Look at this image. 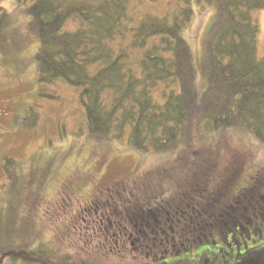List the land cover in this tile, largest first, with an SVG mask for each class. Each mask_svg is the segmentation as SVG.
<instances>
[{"label": "trees", "instance_id": "trees-1", "mask_svg": "<svg viewBox=\"0 0 264 264\" xmlns=\"http://www.w3.org/2000/svg\"><path fill=\"white\" fill-rule=\"evenodd\" d=\"M131 1L31 2L26 10L28 28L39 42L35 54L38 83L44 87L61 82L78 88L89 135L98 140L127 138L138 151L167 152L184 137L191 112L200 115L207 132L242 129L264 145V57L257 53L258 26L252 18L253 12L264 8V0H181L182 8L162 17L147 16L134 25ZM200 1L210 4L214 15L205 33L202 57L194 60L183 30L191 19L193 3ZM7 25L8 14L0 7V49ZM133 61L135 69L130 67ZM156 88H160L161 101L154 95ZM4 165L5 176L13 181L15 165L8 158ZM199 194L208 193L204 189ZM181 199L165 203L160 214L144 210L143 200L133 206L136 212L131 221L144 224L142 216L150 212L149 220L153 214L156 226L170 211L163 223L171 227L173 210ZM116 200V196L107 197L101 201L106 206L94 209L110 211ZM91 206L68 217L63 216L64 208L63 223L55 224L47 245L29 248L24 243L15 245L13 238H7L11 243L6 244L0 238V264H154L138 259L134 245H130L131 258L128 251L124 258L107 254L101 245L92 247V242L87 244L91 249L80 246L66 255L57 252L56 244L62 247L74 241L85 215H96L87 214ZM215 233H190L186 240L205 235L210 242ZM94 240L101 242L99 237ZM157 248L166 251L169 245Z\"/></svg>", "mask_w": 264, "mask_h": 264}, {"label": "rangeland", "instance_id": "rangeland-1", "mask_svg": "<svg viewBox=\"0 0 264 264\" xmlns=\"http://www.w3.org/2000/svg\"><path fill=\"white\" fill-rule=\"evenodd\" d=\"M33 1L0 0L9 21L0 49L1 241L11 243L7 238H13L15 245L24 243L29 248L47 245L55 224L62 225L65 209L63 216L79 214L90 204L93 209L101 206L107 197L116 196V209H132L144 200L145 209L154 211L156 201L165 206L174 200V204L183 197H199L205 189L217 204L232 196L251 200L254 207L248 205V211L239 216L243 234L255 232L259 239L250 245L255 250L264 248V145L242 129L207 132L194 112L184 137L167 152L135 150L127 138L91 137L80 90L61 82L43 87L37 81L39 42L28 28L26 10ZM182 7L181 0H132L130 13L134 25L147 16L162 17ZM192 11L183 36L193 59L199 60L214 10L200 1L193 3ZM252 18L258 26L257 53L264 57V8L253 12ZM130 67L135 69V61ZM200 78L199 74L197 81ZM154 95L160 97V88ZM5 158L15 165L13 181L3 171ZM83 219L74 241L62 247L56 244L57 252L66 255L80 246L88 248L90 242L92 247L97 245L81 225ZM217 248L207 244L198 251L207 249L214 256ZM166 260L171 261V254ZM240 264H264V250Z\"/></svg>", "mask_w": 264, "mask_h": 264}, {"label": "flooded vegetation", "instance_id": "flooded-vegetation-1", "mask_svg": "<svg viewBox=\"0 0 264 264\" xmlns=\"http://www.w3.org/2000/svg\"><path fill=\"white\" fill-rule=\"evenodd\" d=\"M155 204L154 211L160 214L164 202L156 201ZM248 205L254 207L251 200L239 199L236 196L220 204L216 203L211 194H207V199L188 196L175 205L173 210L175 225L173 222L171 227L163 223L164 215L170 214V211H166L159 224L154 226L156 218L152 214V219L149 220L151 213L144 211L152 210L144 209L142 210L143 213L146 212V216H142L144 224L137 225L131 221L136 211L128 208H113L107 212L98 209L85 211L87 214L96 215L87 216L81 225L87 234L92 233L94 238H100L102 243L97 241V245L108 250V254L113 253L119 258H124L127 251L131 258L130 245H134V253L138 259H149L154 264H240L264 250V248L255 250L250 245L255 242V232L243 234V220L239 216L248 211ZM93 222H97L98 227ZM201 231H214L217 234H214L210 242H207L205 235L203 237L193 235L186 240L190 233ZM220 232L224 234L220 236ZM222 243L224 246H220ZM207 244L218 247L214 256L208 254L207 249L198 251ZM168 245L166 251L157 248ZM176 247L178 249H175ZM169 254L171 261L168 262L166 259Z\"/></svg>", "mask_w": 264, "mask_h": 264}]
</instances>
